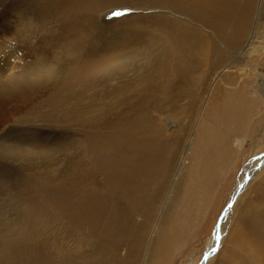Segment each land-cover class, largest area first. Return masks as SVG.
I'll use <instances>...</instances> for the list:
<instances>
[{
	"label": "rangeland",
	"instance_id": "obj_1",
	"mask_svg": "<svg viewBox=\"0 0 264 264\" xmlns=\"http://www.w3.org/2000/svg\"><path fill=\"white\" fill-rule=\"evenodd\" d=\"M80 1L0 0V264H86L117 230L112 218L130 225L140 214L150 220L132 262L160 264L157 236L178 202L182 223L168 241L167 264H264V0L233 4L245 8L247 26L242 35L214 37L224 56L219 68L208 66L211 50H194L181 33L215 35L188 16V0H88L94 17L61 18ZM213 2L217 9L226 1ZM172 31L175 39L181 33L177 46ZM216 97L240 113L213 115ZM125 128L138 139V158L155 130L164 133L156 139L166 154L171 143L187 154L196 129L212 135L201 158L191 149L185 163L193 172L184 167L172 199L166 188L151 214L146 204L131 208L137 195L112 191L103 212L92 214L96 223L78 222L83 179L103 189ZM207 139H219L218 153ZM213 151L219 162L209 167ZM204 176L205 186L186 196L188 178L196 186Z\"/></svg>",
	"mask_w": 264,
	"mask_h": 264
},
{
	"label": "bare ground",
	"instance_id": "obj_2",
	"mask_svg": "<svg viewBox=\"0 0 264 264\" xmlns=\"http://www.w3.org/2000/svg\"><path fill=\"white\" fill-rule=\"evenodd\" d=\"M89 1L81 0L80 3H74V4L71 3L73 4L72 8L65 9L63 12V16L61 18H65L68 16V18H65L64 20H66V22H71L73 20L75 23V21H77L76 18H78V16L80 15L94 17L95 12H93V10L90 9L91 7ZM225 1H226L225 4L222 5L219 4L220 6L217 9L214 8L215 6L213 0H188L186 6L187 14L189 17L193 19H199L201 24L206 23L208 24L209 28L215 30L214 31L215 35L212 34L213 36L211 37H209L207 34H204V32H201L200 34L197 32L183 31V30L181 32L185 34L184 39L190 38V42L194 47V50L203 49V48H205L206 51L211 50L208 55L209 56L215 55V58L213 62H211V64L208 65L209 67L214 66L216 68H219L222 65H224V56L219 51L218 45L216 43L217 39L215 38L216 39L215 40L214 37L215 36L217 38L225 37V35L227 34H229L230 36L237 34L242 35L244 29L247 26V23H245L246 19L244 17L246 14V12L244 11L245 8H242L244 9L243 12L238 11L237 8L233 5L234 3H236L237 0H225ZM82 2H86L89 8L85 7ZM93 2L95 1L93 0ZM45 6L43 9H45L46 10L45 13H48L49 15V13L53 11V3L47 4V7ZM236 6L238 7V5ZM239 13H241L242 15H240ZM166 25L168 27H171L170 23H166ZM223 28H226L227 30H222ZM98 29L100 32V33L98 32V34H102L100 28ZM175 31H177V29ZM175 31H172V37L174 42L176 43L177 40L179 42H182V38L178 37V34L181 33H178L177 39H175L174 37V35H176ZM129 33L130 32L128 31V34ZM2 36L3 35L0 34V47H1ZM102 38L103 37H101V39ZM236 38L237 36L233 37L234 40ZM178 43H176V46L178 45ZM21 56L23 57L22 54ZM192 60L193 59H191L190 61L189 59V62L191 64H192ZM229 66H226V68ZM216 99L217 97L215 98L214 102L211 101V103H214V105L212 106V112H214L213 115L214 114L215 116L221 115L223 113V110H225L226 108H229L231 110V114H232L231 117L233 116L235 117L236 114L238 115L240 113V110L233 111L232 109H234V107L229 106L225 103V100L229 101V98H225L224 101H222V104H220V102L217 101ZM163 123L167 125L169 129L177 128L176 124H174L168 118H164ZM123 131L124 133L119 132L122 137H119L115 140V142L117 143L115 150L116 151L115 162L117 165L114 164V166L117 168V170L114 173L102 177L104 180V187L103 189H101V191L102 190L103 191L101 192L100 190H98V186L100 185V183H96V181H94L95 179H91V180L87 178L83 179V199L78 207V211L76 209L78 214V216L76 215V218L78 222H80L81 220L89 219L88 221L91 222L92 224L96 223V219L92 218L93 217L92 214L96 213L97 215L99 211L103 212L102 210L103 207L106 205V203L107 202L110 203V195L112 191H117L125 195H137L139 198L138 203L132 205L131 208H134L136 212H138L139 207L142 204H146L148 213L151 214V209H153L155 207V204L163 198L166 188H167V196H168L167 200L169 201L172 199L173 195L176 193L178 189L179 182L181 179V174L184 171V167L189 169L190 172H193L194 164L190 165L185 163L191 157L190 156L188 158L191 149L195 147L194 150H196V148L198 147V152L196 153H198L199 158H201L202 154L208 153V151L204 152V148L201 147L200 149V145L203 141H205L206 137H210L212 135L211 132H208V129H200V130L198 129V131L196 129L195 133L190 134V136L191 137L193 136V138H190L189 142L185 141L184 150L187 148V154H184L185 152L184 151L178 155L177 150L175 149L178 147L172 146L174 145V143H171V147L168 150L169 154H166L165 152L166 145L162 144L161 139L160 140L156 139L159 135H161V131L155 130V134L152 133V135L154 136L147 137V139L145 138L142 139L141 155L140 158H138L136 156V153L139 150L138 139L134 136H130L129 128H125L124 130H122V132ZM163 134L161 136H163ZM197 136H199V142H198L199 144L197 143L198 146L193 143L194 140L198 141ZM215 137L217 138V135ZM176 143H178V141H176L175 144ZM205 144H207L208 147L213 146V149L216 151V153H218L221 143L219 139H217L215 143H212L210 139H207V142ZM222 148H223V144H222ZM215 151L210 152V157L204 160L205 165L212 167L211 162H214V165L219 162V156L215 153ZM201 160L197 162L201 163ZM217 169H218V165L216 166L215 170ZM186 172L184 171V173ZM205 180H206V176H204L203 179L201 181H198L197 185L194 186L190 178H188V183L185 188V195L188 196L190 193L191 195H194L196 191L201 190L205 186L204 185ZM88 181H90V185H91L89 189L86 188ZM177 204L172 209L169 226L166 228L164 233L160 232L157 236L159 240L163 239L161 242H158V245L162 249L159 254L160 256L157 259L155 258L154 260L155 262L160 264H167V258L164 254L168 249L170 242L169 240L172 237L176 236V232L181 227L182 220L180 218L181 215L177 214V208H176ZM184 214L185 213L183 210L182 216H184ZM113 215H115L114 212ZM112 220H113L112 225L116 227L117 230L113 231L114 233L113 235L109 233L104 237L102 243L103 247L100 253L97 255V257H95L93 260L89 261L86 264H113L119 258L123 259L124 264H128V263L135 264V262L132 261H134L135 252L144 238L143 236L144 232L147 230L148 222L150 220L149 214H140L130 225H128L126 221H124L122 218L118 216L112 218ZM184 236H186V234ZM259 245L264 247V244H259ZM122 250H124V252L122 253V255H119ZM77 264H82V263H77Z\"/></svg>",
	"mask_w": 264,
	"mask_h": 264
},
{
	"label": "snow or ice",
	"instance_id": "obj_3",
	"mask_svg": "<svg viewBox=\"0 0 264 264\" xmlns=\"http://www.w3.org/2000/svg\"><path fill=\"white\" fill-rule=\"evenodd\" d=\"M118 14V13H117Z\"/></svg>",
	"mask_w": 264,
	"mask_h": 264
}]
</instances>
